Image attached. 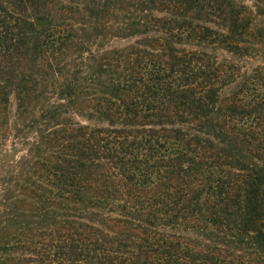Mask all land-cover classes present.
Masks as SVG:
<instances>
[{
    "label": "trees",
    "instance_id": "1",
    "mask_svg": "<svg viewBox=\"0 0 264 264\" xmlns=\"http://www.w3.org/2000/svg\"><path fill=\"white\" fill-rule=\"evenodd\" d=\"M0 264H264V0H0Z\"/></svg>",
    "mask_w": 264,
    "mask_h": 264
}]
</instances>
